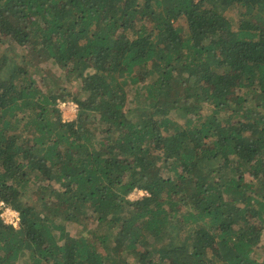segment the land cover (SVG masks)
I'll return each instance as SVG.
<instances>
[{
  "label": "trees",
  "instance_id": "16d2710c",
  "mask_svg": "<svg viewBox=\"0 0 264 264\" xmlns=\"http://www.w3.org/2000/svg\"><path fill=\"white\" fill-rule=\"evenodd\" d=\"M0 264H264V0H0Z\"/></svg>",
  "mask_w": 264,
  "mask_h": 264
},
{
  "label": "rangeland",
  "instance_id": "374dc122",
  "mask_svg": "<svg viewBox=\"0 0 264 264\" xmlns=\"http://www.w3.org/2000/svg\"><path fill=\"white\" fill-rule=\"evenodd\" d=\"M59 82H61L60 79H59ZM74 103L75 102H73V101H69V102H63L61 104L62 117H63L64 120H72V119L76 118L77 113H78V107H76V105ZM144 194H146L145 191H139L138 190V191H133L129 195V197L131 199H138L140 197H143ZM1 216L5 220V222L7 223L6 220H8L9 218H12L13 215L10 214V212L8 210L3 209ZM73 228L74 227H70L71 230H76V229H73Z\"/></svg>",
  "mask_w": 264,
  "mask_h": 264
},
{
  "label": "built area",
  "instance_id": "2783aa9c",
  "mask_svg": "<svg viewBox=\"0 0 264 264\" xmlns=\"http://www.w3.org/2000/svg\"><path fill=\"white\" fill-rule=\"evenodd\" d=\"M75 105H76V107H78V105L76 104V103H74ZM3 206H5L3 203H1ZM4 209L5 210H8L9 212H10V214H12L13 216H12V218H9L8 220H6L7 221V223L8 224H12V225H14V226H17L18 225V222H19V220H20V213L16 210V209H14V208H12V207H9V206H7V207H4ZM5 221V220H4Z\"/></svg>",
  "mask_w": 264,
  "mask_h": 264
},
{
  "label": "clouds",
  "instance_id": "9594fccd",
  "mask_svg": "<svg viewBox=\"0 0 264 264\" xmlns=\"http://www.w3.org/2000/svg\"><path fill=\"white\" fill-rule=\"evenodd\" d=\"M19 212V211H18Z\"/></svg>",
  "mask_w": 264,
  "mask_h": 264
}]
</instances>
